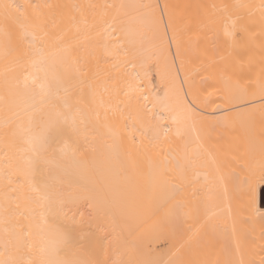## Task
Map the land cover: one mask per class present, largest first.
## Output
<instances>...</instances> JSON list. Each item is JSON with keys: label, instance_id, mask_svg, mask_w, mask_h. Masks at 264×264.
<instances>
[{"label": "bare ground", "instance_id": "1", "mask_svg": "<svg viewBox=\"0 0 264 264\" xmlns=\"http://www.w3.org/2000/svg\"><path fill=\"white\" fill-rule=\"evenodd\" d=\"M263 76L264 0H0V264H264Z\"/></svg>", "mask_w": 264, "mask_h": 264}, {"label": "rangeland", "instance_id": "2", "mask_svg": "<svg viewBox=\"0 0 264 264\" xmlns=\"http://www.w3.org/2000/svg\"><path fill=\"white\" fill-rule=\"evenodd\" d=\"M259 74H260V71L258 72ZM258 73H256L255 74V76H257V75H259ZM261 75V74H260ZM262 75H263V72H262ZM255 76H254V78H255ZM259 77V76H258ZM264 77V76H263ZM263 77H261V78H263ZM259 197H260V199H263L264 198V194L261 192L260 194H259Z\"/></svg>", "mask_w": 264, "mask_h": 264}, {"label": "snow or ice", "instance_id": "3", "mask_svg": "<svg viewBox=\"0 0 264 264\" xmlns=\"http://www.w3.org/2000/svg\"><path fill=\"white\" fill-rule=\"evenodd\" d=\"M193 112H194V109H193ZM251 195H253V197H254V195H255V189L252 190Z\"/></svg>", "mask_w": 264, "mask_h": 264}]
</instances>
